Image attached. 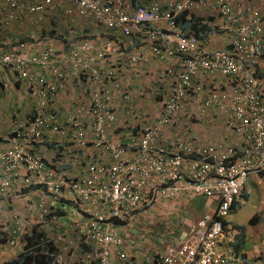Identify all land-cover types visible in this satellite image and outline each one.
Segmentation results:
<instances>
[{"label": "built area", "instance_id": "built-area-1", "mask_svg": "<svg viewBox=\"0 0 264 264\" xmlns=\"http://www.w3.org/2000/svg\"><path fill=\"white\" fill-rule=\"evenodd\" d=\"M233 3L0 0V26L23 15L61 23H50L61 37L0 46V94L14 85L23 97L0 113V249L23 251L41 223L58 248L54 264H236L219 243L248 177H264V21ZM201 4L216 11L225 48L176 21ZM78 18L98 32L80 31ZM148 58L161 69L146 88ZM177 195L217 206L161 255L130 256L125 228ZM57 208L65 216L51 217Z\"/></svg>", "mask_w": 264, "mask_h": 264}, {"label": "crops", "instance_id": "crops-1", "mask_svg": "<svg viewBox=\"0 0 264 264\" xmlns=\"http://www.w3.org/2000/svg\"><path fill=\"white\" fill-rule=\"evenodd\" d=\"M141 1L148 3L153 0ZM251 1L252 0H236L232 6L241 16L242 14L246 16L251 9L258 10L263 16L264 21V0H257L260 1V4L254 5L250 4ZM201 6L202 4L197 5V7L191 10V12L200 17H207L202 13V9L204 10L206 6ZM78 20L79 18L76 21ZM46 21L51 24L53 23L58 27L61 25V23H58L57 25V21H55L53 17ZM22 22V18L17 20L12 28H7L8 33L11 36L12 33H14L17 37H21L22 29H19ZM203 22L205 25L202 27L203 38H201V41L209 48H225L228 45L227 35L225 33L219 34L213 28L217 19L213 18L210 22H206L205 20ZM31 23L33 25H31ZM31 23L29 25L26 24L25 26V28L29 27V31H31L25 36H30L28 34H33L34 30H39L38 28L40 26H36L38 25L37 22L31 21ZM55 25L48 26V29ZM74 25L78 27L80 31L83 30L89 33V35H92L93 33L95 34L99 30L81 27L77 22H74ZM33 26L35 29H32ZM55 43L57 44V42ZM258 66L262 75V73H264V60H262ZM140 67H142V69L146 68V88L150 87L154 77H157L161 65L148 58ZM138 84L139 83L134 82L133 90H138ZM136 103L141 104L142 106H144V104L148 105L147 101H142L140 99H138ZM1 115L5 120L7 114L3 112ZM256 176L257 181L253 183L252 188L250 184L251 182L247 179L246 184L240 193V197L238 198L236 209L232 211L233 214H229L230 217L228 216L225 219V232L219 243V250L225 255L235 256L237 259L236 264H264V191L263 195H260L258 192L262 188L264 189L262 183L264 177L261 178V176ZM252 190L253 195H251ZM255 190L258 192L259 197L257 194L255 195ZM67 206L72 208L70 205ZM67 206L66 209L69 210ZM216 206V197L202 195H177L171 201H160L152 208V211L149 210L146 212L147 216H143L138 222L130 224L129 227L125 228V231H123L125 239L124 248L130 256H133L137 260H142L145 257L159 256L164 252L165 247L168 245H177L182 242L193 229L196 221L204 213H212ZM238 207L239 209L237 210ZM69 211L73 212V208ZM18 212L19 211L10 217L9 224L14 218L18 217ZM5 250L6 249H0V252L3 253ZM6 251L5 253H9L10 256L8 255V257L4 253L2 255L4 258L0 257V264L16 256L18 252L16 249H7Z\"/></svg>", "mask_w": 264, "mask_h": 264}, {"label": "trees", "instance_id": "trees-1", "mask_svg": "<svg viewBox=\"0 0 264 264\" xmlns=\"http://www.w3.org/2000/svg\"><path fill=\"white\" fill-rule=\"evenodd\" d=\"M236 0H234L235 2ZM133 2H144L141 0H133ZM22 18V16L20 17ZM20 18L18 20H20ZM210 22L211 17H200L194 15L191 11L185 10L180 15L176 17V21L180 24L183 29L190 28L200 39L203 38L202 27L205 25L204 20ZM7 28L0 26V46L12 45L15 41L10 40L11 37L15 38L17 35L12 33V36L8 33ZM39 30H34L33 33L38 37H48L52 35H59V29L57 28H38ZM29 35V34H28ZM29 38L28 36L19 37V40H25ZM264 38V33H263ZM262 58L264 60V48L262 53ZM261 73V72H260ZM264 75V73H262ZM237 196L234 199L232 204L231 212L234 211L237 207L238 198ZM66 210L63 208H57L51 213V217L59 218L65 216ZM47 232L45 226L41 223L35 224L31 227L30 230L24 235L26 246L23 251H20L16 256L12 257L9 260L4 261L2 264H54L55 255L58 253V248L50 240L46 238Z\"/></svg>", "mask_w": 264, "mask_h": 264}, {"label": "rangeland", "instance_id": "rangeland-1", "mask_svg": "<svg viewBox=\"0 0 264 264\" xmlns=\"http://www.w3.org/2000/svg\"><path fill=\"white\" fill-rule=\"evenodd\" d=\"M153 1H165V0H153ZM250 4L254 5V4H260V1H257V0H252L250 2ZM251 8V7H250ZM202 13L203 15H206L208 17H211V19L213 18H216L217 19V14H216V11L215 10H211L209 6H206L204 8V10L202 9ZM22 25L20 26V29H22V34H21V37H24L25 35H27V33L29 32V27H26V24L29 25L31 23V21H33L32 18H30L29 16H25L23 15L22 16ZM57 21V20H56ZM77 24H79V26L81 27H88V28H93L95 27V24L90 22V21H86L84 19H81L79 18V20L77 21ZM31 25H33L31 23ZM50 22H43L39 25H36V26H40L41 28H48V26H50ZM32 29H35L34 26ZM66 30V29H65ZM17 97H21L23 98L20 94H18V92L15 90V86L13 85L12 88H10L9 90L7 91H4L0 94V100H1V107H0V113H3L5 112L6 114H10V112L12 111V104L13 102L15 101V99H17ZM210 132H208L207 134H209ZM207 136H204L203 139L205 140ZM211 139H218L220 137L216 136L215 132H212V134H210L209 136ZM262 178V177H261ZM248 180L251 182V188L253 187V183L257 181V176L256 175H250L248 177ZM263 186H264V180H263ZM263 191L264 189L262 188L261 190H259V194L260 195H263ZM258 192L255 190V195L257 194L258 196ZM251 195H253V190L251 192ZM259 197V196H258ZM67 208L72 209L70 208L69 206H67ZM239 209V207L237 208V210ZM233 214V212L230 213V215ZM229 215V217H230Z\"/></svg>", "mask_w": 264, "mask_h": 264}]
</instances>
